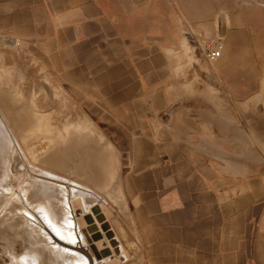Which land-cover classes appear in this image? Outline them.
I'll use <instances>...</instances> for the list:
<instances>
[{
  "label": "crops",
  "instance_id": "0c3cea01",
  "mask_svg": "<svg viewBox=\"0 0 264 264\" xmlns=\"http://www.w3.org/2000/svg\"><path fill=\"white\" fill-rule=\"evenodd\" d=\"M162 1L0 0V44L99 129L78 135L105 150L100 205L115 247L103 236L104 261L264 264L262 159L234 111L252 96L249 79L186 36L187 24L219 32L210 5ZM75 123L52 143H68Z\"/></svg>",
  "mask_w": 264,
  "mask_h": 264
},
{
  "label": "rangeland",
  "instance_id": "374dc122",
  "mask_svg": "<svg viewBox=\"0 0 264 264\" xmlns=\"http://www.w3.org/2000/svg\"><path fill=\"white\" fill-rule=\"evenodd\" d=\"M163 1L158 2L160 8L165 7H162L165 5ZM171 1L174 5L173 0ZM204 2L203 6L207 4L211 6L208 12H213L216 15L215 21L220 18V15H224L227 18L228 26H223V28L235 31L234 36H232L233 32H230V37L226 36V33L222 35L219 24V32L213 31L214 35H207L222 37L223 51L220 58L226 59L228 68L231 67L232 62L235 63L230 74H233L235 78L245 74V77L249 79L252 96L244 101V108H242L244 104L238 103L234 106V111L238 121L246 127H250L249 153L260 155L261 168L264 170V0H204ZM240 31H243L240 33L241 35L238 34ZM232 40L239 41L241 48L233 45L229 47L227 43ZM13 53L15 56H11L10 52L5 56L0 44V104L6 113L14 115L16 129L18 130L19 125L20 131L23 132L20 144L0 110V264H12L10 254L23 255L25 251L27 253V250H31L30 253H27L31 258L37 257V264H45L43 258L52 253L49 257L56 260L52 263L72 264L73 262L74 264L72 258L63 256L62 246L70 247V245L63 239L61 241L60 237L58 239L60 238L61 243L59 241L57 243L55 238L52 240L49 237L55 234V231H61L62 225L58 223H64L61 219L66 217L63 207L68 209L71 205V210L75 213L74 200L83 206L93 200L92 193L88 188L65 180V178L35 165L34 162L43 163L41 160L51 155L52 145H54L52 142L56 137L61 141L66 140L67 124L70 126L73 121H76L75 133H91L99 129L93 126L95 129L90 132L87 126L78 124V120L85 115L77 112L73 103L68 99L51 91L48 83H43V85L35 80L33 74L30 75L33 67L19 65L18 51ZM220 86L222 85L220 84ZM242 148L246 151L248 149L247 146ZM118 165L112 170H115ZM105 171L107 170L104 166ZM58 183L61 184V187L57 185ZM62 185L67 187V190ZM96 198L98 197L96 196ZM67 199L70 200L69 204L67 202L68 207L65 204ZM39 211L41 212L39 213ZM45 219L51 225H48ZM36 221H39V225ZM36 226L38 229L35 228ZM38 230L41 233L37 232ZM33 234L34 236H32ZM80 234L83 236L81 232ZM42 235L44 238H41ZM46 239H50L49 245L51 246L55 243L52 252L46 246ZM83 244H86V240ZM42 245L46 246L44 248L48 249L47 252L43 250ZM86 249L88 248L86 247ZM86 249L84 248L85 251ZM54 252L56 253L54 254ZM80 255L83 254L80 253ZM86 255L90 258L88 253ZM63 257L65 258L63 259ZM65 259H68L67 263ZM71 260L72 262H70ZM91 260L96 261L93 256ZM17 263L27 264L21 259H18ZM75 264L77 263L75 262ZM95 264L99 263L95 262Z\"/></svg>",
  "mask_w": 264,
  "mask_h": 264
},
{
  "label": "water",
  "instance_id": "95a60500",
  "mask_svg": "<svg viewBox=\"0 0 264 264\" xmlns=\"http://www.w3.org/2000/svg\"><path fill=\"white\" fill-rule=\"evenodd\" d=\"M220 26L221 34L224 35L225 29L223 28L224 19L222 15H220ZM0 110L21 144L23 132L20 131L21 128L19 125L18 130L16 129L14 115L6 113L1 104ZM87 137L84 139L80 137L78 133H75V135H72L70 140H68V143H56L52 145L53 152L49 157L41 160L43 163L34 162V164L41 166L53 174L88 188L90 192L99 197L96 203L83 209H81L80 203L74 200L73 208L76 211V223L84 234L86 242L92 245L90 249L95 260L100 262V264H118L115 259L104 261V259L112 256V251L108 247V243L103 239V236L110 240V245L112 247H115V241L112 239L113 234L110 231V223L106 219L100 205L102 204L100 198L109 201L107 195L101 191V188H103L102 181H104L106 172H104L105 150L103 146L99 144V140H97L96 137ZM123 264L128 263L125 262Z\"/></svg>",
  "mask_w": 264,
  "mask_h": 264
},
{
  "label": "bare ground",
  "instance_id": "6f19581e",
  "mask_svg": "<svg viewBox=\"0 0 264 264\" xmlns=\"http://www.w3.org/2000/svg\"><path fill=\"white\" fill-rule=\"evenodd\" d=\"M66 180V179H65ZM53 182V181H52ZM66 182V181H65ZM68 183V182H67ZM71 183V182H70ZM57 185H59V183L57 184ZM61 185V184H60ZM59 185V186H60ZM63 186V185H62ZM61 187V186H60ZM64 187V186H63ZM36 188V187H35ZM65 188V187H64ZM67 188V187H66ZM65 188V190H67ZM69 189V188H68ZM84 189V188H83ZM60 190V189H59ZM62 190V189H61ZM28 198V197H27ZM70 200H68L67 199V201H66V206H67V202H68V204L70 203L69 202ZM83 204V203H82ZM69 206V205H68ZM67 206V207H68ZM65 207V206H64ZM63 207V210L65 211V214H66V217L64 218V219H61V220H63V222L64 223H61L60 224V222L58 223L59 225H62V228H61V231L60 230H57V231H55L56 233L55 234H52L51 235V237H49V238H51L52 240L55 238V240L57 241V243H58V241H59V239L61 238V241H62V239L64 240V241H66V243H68L69 245H70V247H63L62 246V248H63V250H64V255L63 256H65L66 258H72L73 259V261H74V264H75V262L77 263V264H95V262H98L97 260L96 261H93V260H91V258H88L89 256H87L86 254V251L84 250V248H85V244H83V243H85V240H86V238H85V236H84V234L82 233V231L81 230H79L80 228H78V226H77V224H76V222H75V213L71 210L72 208H71V205L68 207V209H69V211H68V209L67 208H64ZM38 209V208H37ZM67 209V210H66ZM81 209H82V205H81ZM75 210V209H74ZM42 211V210H41ZM41 211H39V213L41 212ZM41 215V214H40ZM34 216V215H33ZM37 217V216H36ZM35 217V218H36ZM34 218V217H33ZM50 219H51V215H50ZM50 219L48 218V220L50 221ZM45 221L47 222V220L45 219ZM47 222L48 223V225H51V223L50 222ZM35 222V221H34ZM37 222V221H36ZM39 222V221H38ZM37 222V223H38ZM21 223V222H20ZM46 223V224H47ZM50 223V224H49ZM44 224V223H43ZM66 224V225H65ZM21 225V224H20ZM38 225H39V223H38ZM45 225V224H44ZM40 227V226H39ZM42 227V226H41ZM35 228H37V226L35 227ZM34 228V229H35ZM51 229H52V226L50 227ZM60 228V227H59ZM33 229V230H34ZM38 229V228H37ZM41 229V228H40ZM36 231V230H35ZM44 230H42V232H43ZM50 231V230H49ZM79 231V232H78ZM37 232H40L41 233V231H37ZM37 232H36V234H37ZM45 232V231H44ZM80 232L83 234V236L80 234ZM39 233V234H40ZM43 234V233H42ZM29 236V235H28ZM27 236V237H28ZM32 236H34V234L32 235ZM38 236V235H37ZM40 236V235H39ZM47 236V235H46ZM45 236V237H46ZM30 237V236H29ZM36 237V236H35ZM35 237H33L34 238V240H35ZM58 237H60L59 239H58ZM31 238V237H30ZM41 238H44L43 237V235H42V237ZM57 238V239H56ZM84 238H85V240H84ZM29 239V238H28ZM27 239V240H28ZM37 239V238H36ZM48 239V238H47ZM46 239V241H47V247L50 249L49 251L50 252H52V250H53V245L55 244V243H53L52 244V246L51 245H49V242H50V239L49 240H47ZM66 239V240H65ZM32 240V239H31ZM63 241V243H65ZM25 242V241H24ZM34 242V241H33ZM60 242V241H59ZM27 243V242H26ZM61 243V242H60ZM87 243V242H86ZM29 244H30V242H29ZM35 244V243H34ZM51 244V243H50ZM32 245V244H31ZM57 245V244H56ZM72 245H74V246H72ZM35 246H37V245H35ZM38 246H40V245H38ZM43 246V245H42ZM45 245L43 246V248L44 247H46ZM61 246V245H60ZM6 247V246H5ZM57 247V246H56ZM36 248V247H35ZM38 248V247H37ZM7 249V248H6ZM9 249V248H8ZM33 249V248H32ZM39 249V248H38ZM37 249V250H38ZM43 250H46L45 248L43 249ZM48 250V249H47ZM47 250H46V252H47ZM62 250V251H63ZM31 251V250H30ZM30 251L29 250H27V253H30ZM56 251V250H55ZM61 251V250H60ZM59 251V252H60ZM6 252V251H5ZM35 252V251H34ZM45 252V251H44ZM78 252H80L81 254H83L82 256L80 255V253H78ZM3 253V252H2ZM26 253V251H25V254H23V255H15V254H10L11 256V258H10V260H11V263L12 264H18L17 263V260L18 259H21L22 261H26V263L27 264H37L36 263V261H37V257H30L29 256V254H27ZM39 253H40V251H39ZM56 252H54V254H55ZM48 254V253H47ZM46 254V255H47ZM53 254V253H52ZM52 254H50V255H52ZM61 254V253H60ZM6 255V254H5ZM8 255V254H7ZM35 255V254H34ZM45 255V254H44ZM49 255V256H50ZM38 256V255H37ZM48 256V255H47ZM46 257V258H43V259H45L43 262L45 263V264H55V263H52V262H56V260L54 261V259L53 258H51V257ZM58 257V256H57ZM61 257V256H60ZM65 257H63V259L65 258ZM42 258V257H41ZM40 258V259H41ZM59 258V257H58ZM57 258V259H58ZM93 258H94V256H93ZM39 259V258H38ZM95 259V258H94ZM66 260V259H65ZM68 260V259H67ZM67 260H66V263H67ZM62 260L60 259V262H61ZM38 262H40L39 260H38ZM70 262H72V260L70 261ZM58 263V262H57ZM99 263V262H98ZM40 264V263H39ZM72 264H73V262H72Z\"/></svg>",
  "mask_w": 264,
  "mask_h": 264
},
{
  "label": "built area",
  "instance_id": "2783aa9c",
  "mask_svg": "<svg viewBox=\"0 0 264 264\" xmlns=\"http://www.w3.org/2000/svg\"><path fill=\"white\" fill-rule=\"evenodd\" d=\"M186 36H193L196 37L201 45L203 46V54L204 56L211 60H217L223 51V40L222 37L217 36H208L204 30L199 29V27L192 26L187 24L185 27Z\"/></svg>",
  "mask_w": 264,
  "mask_h": 264
}]
</instances>
